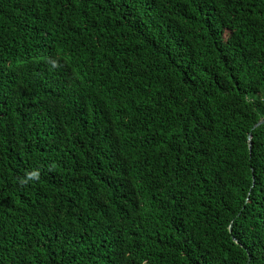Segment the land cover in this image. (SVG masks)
Segmentation results:
<instances>
[{
  "label": "trees",
  "instance_id": "1",
  "mask_svg": "<svg viewBox=\"0 0 264 264\" xmlns=\"http://www.w3.org/2000/svg\"><path fill=\"white\" fill-rule=\"evenodd\" d=\"M263 118L264 0H0V264H264Z\"/></svg>",
  "mask_w": 264,
  "mask_h": 264
},
{
  "label": "clouds",
  "instance_id": "2",
  "mask_svg": "<svg viewBox=\"0 0 264 264\" xmlns=\"http://www.w3.org/2000/svg\"><path fill=\"white\" fill-rule=\"evenodd\" d=\"M40 172L37 169L26 171L25 176L19 179V183L22 186H28L31 182L39 181Z\"/></svg>",
  "mask_w": 264,
  "mask_h": 264
},
{
  "label": "water",
  "instance_id": "3",
  "mask_svg": "<svg viewBox=\"0 0 264 264\" xmlns=\"http://www.w3.org/2000/svg\"><path fill=\"white\" fill-rule=\"evenodd\" d=\"M264 122V118L263 119H260L259 121H257L255 124H254V127L255 126H258L259 124L263 123ZM249 138H250V135H249Z\"/></svg>",
  "mask_w": 264,
  "mask_h": 264
}]
</instances>
